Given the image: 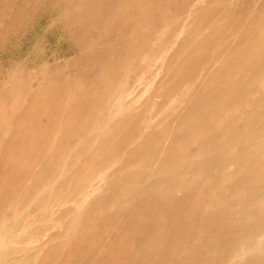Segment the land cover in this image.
Masks as SVG:
<instances>
[{"label": "rangeland", "instance_id": "rangeland-1", "mask_svg": "<svg viewBox=\"0 0 264 264\" xmlns=\"http://www.w3.org/2000/svg\"><path fill=\"white\" fill-rule=\"evenodd\" d=\"M0 264H264V0H0Z\"/></svg>", "mask_w": 264, "mask_h": 264}, {"label": "bare ground", "instance_id": "bare-ground-1", "mask_svg": "<svg viewBox=\"0 0 264 264\" xmlns=\"http://www.w3.org/2000/svg\"><path fill=\"white\" fill-rule=\"evenodd\" d=\"M196 2V1H195ZM218 60V59H217ZM100 175V174H99ZM195 202V201H194Z\"/></svg>", "mask_w": 264, "mask_h": 264}]
</instances>
